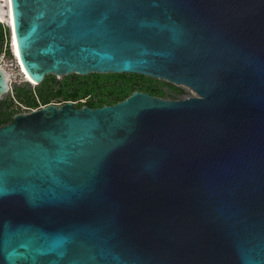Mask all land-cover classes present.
<instances>
[{
	"label": "water",
	"instance_id": "95a60500",
	"mask_svg": "<svg viewBox=\"0 0 264 264\" xmlns=\"http://www.w3.org/2000/svg\"><path fill=\"white\" fill-rule=\"evenodd\" d=\"M25 72L189 86L0 127V264H264V0H11ZM0 67V95L9 90Z\"/></svg>",
	"mask_w": 264,
	"mask_h": 264
},
{
	"label": "rangeland",
	"instance_id": "374dc122",
	"mask_svg": "<svg viewBox=\"0 0 264 264\" xmlns=\"http://www.w3.org/2000/svg\"><path fill=\"white\" fill-rule=\"evenodd\" d=\"M5 3L0 0V6ZM0 29V58L11 59V31L4 24ZM5 26L9 29H5ZM135 91H143L167 99L196 96L189 86L142 73H72L47 75L40 84L23 80L9 83V90L0 95V127L14 121L21 113H30L49 104L63 105L68 101L77 108L92 103L112 105L125 100Z\"/></svg>",
	"mask_w": 264,
	"mask_h": 264
},
{
	"label": "bare ground",
	"instance_id": "6f19581e",
	"mask_svg": "<svg viewBox=\"0 0 264 264\" xmlns=\"http://www.w3.org/2000/svg\"><path fill=\"white\" fill-rule=\"evenodd\" d=\"M5 4L3 6H0V22L3 24H6L11 31V49L13 54L17 57L18 62L21 65V70L23 72V79L25 82H28L30 84H38V82L33 81L30 76L25 72V69L22 65V61L20 58L19 50H18V45L15 37V32H14V23H13V17H12V7H11V0H1ZM9 84V83H8Z\"/></svg>",
	"mask_w": 264,
	"mask_h": 264
},
{
	"label": "built area",
	"instance_id": "2783aa9c",
	"mask_svg": "<svg viewBox=\"0 0 264 264\" xmlns=\"http://www.w3.org/2000/svg\"><path fill=\"white\" fill-rule=\"evenodd\" d=\"M0 67L6 72L8 75L9 83L17 82L19 80H23V72L21 70V65L18 62L17 57L12 52L11 59H6V56L3 55L0 58Z\"/></svg>",
	"mask_w": 264,
	"mask_h": 264
},
{
	"label": "trees",
	"instance_id": "16d2710c",
	"mask_svg": "<svg viewBox=\"0 0 264 264\" xmlns=\"http://www.w3.org/2000/svg\"><path fill=\"white\" fill-rule=\"evenodd\" d=\"M4 24L3 23H1L0 22V29H3L4 28V26H3ZM5 29H9L8 27H6L5 26ZM9 33H10V29H9ZM105 105V103H101V104H95V103H92V104H90L89 106H91V107H101V106H104Z\"/></svg>",
	"mask_w": 264,
	"mask_h": 264
}]
</instances>
